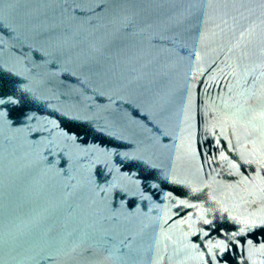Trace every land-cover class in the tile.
Instances as JSON below:
<instances>
[{
    "label": "water",
    "instance_id": "obj_1",
    "mask_svg": "<svg viewBox=\"0 0 264 264\" xmlns=\"http://www.w3.org/2000/svg\"><path fill=\"white\" fill-rule=\"evenodd\" d=\"M0 264H264V0H0Z\"/></svg>",
    "mask_w": 264,
    "mask_h": 264
}]
</instances>
